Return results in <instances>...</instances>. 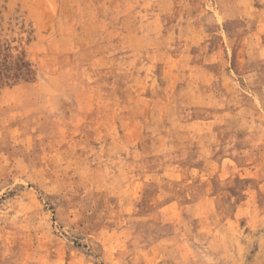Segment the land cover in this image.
Instances as JSON below:
<instances>
[{
	"label": "rangeland",
	"instance_id": "1",
	"mask_svg": "<svg viewBox=\"0 0 264 264\" xmlns=\"http://www.w3.org/2000/svg\"><path fill=\"white\" fill-rule=\"evenodd\" d=\"M1 67L0 264H264V0H0Z\"/></svg>",
	"mask_w": 264,
	"mask_h": 264
},
{
	"label": "trees",
	"instance_id": "2",
	"mask_svg": "<svg viewBox=\"0 0 264 264\" xmlns=\"http://www.w3.org/2000/svg\"><path fill=\"white\" fill-rule=\"evenodd\" d=\"M18 65H19L20 68H22V69H24V71H26V69H25L26 68V65L24 63H20ZM4 72L9 73V74H4ZM10 73H11L10 70L1 67V70H0V80H2V79H8L10 76H12V77H18V76H20L22 74H25V72H20V74H17V75L16 74H10ZM16 73H18V72H16Z\"/></svg>",
	"mask_w": 264,
	"mask_h": 264
}]
</instances>
